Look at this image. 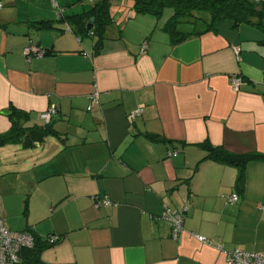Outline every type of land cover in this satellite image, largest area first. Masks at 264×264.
<instances>
[{
	"label": "crops",
	"instance_id": "crops-1",
	"mask_svg": "<svg viewBox=\"0 0 264 264\" xmlns=\"http://www.w3.org/2000/svg\"><path fill=\"white\" fill-rule=\"evenodd\" d=\"M99 1L0 0V135L45 126L41 112L57 108L55 135L0 145L5 225L60 237L38 264H228L219 245L264 252V161L247 164L240 187L238 167L202 160L209 147L264 153V18L181 23L199 33L173 45L162 28L173 10L135 14L134 0H108L102 36L82 31ZM29 45L49 53L29 58ZM186 204L174 237L161 216Z\"/></svg>",
	"mask_w": 264,
	"mask_h": 264
},
{
	"label": "trees",
	"instance_id": "trees-1",
	"mask_svg": "<svg viewBox=\"0 0 264 264\" xmlns=\"http://www.w3.org/2000/svg\"><path fill=\"white\" fill-rule=\"evenodd\" d=\"M109 7L108 0L99 1L94 8L84 14L81 30L88 34L93 33L102 36L104 27L111 22ZM133 8L135 14H151L158 19L162 17L167 8L172 9V15L162 28L170 35L173 45L179 44L199 33L198 31H180L179 25L181 23L202 20L206 24V30H209L215 29L217 22L221 20H231L235 26H238L243 23L261 24L264 18V3L257 0H134ZM90 17H94V27L88 30L85 22ZM45 52V55L49 53L46 49ZM14 113L22 116L21 111L16 109H14ZM50 124L33 127L15 124L8 132L0 135V145L17 140H21L25 145H30L35 141L43 140L48 134L55 135L57 132ZM146 136L155 141L162 140V137L158 134H147ZM196 145L206 146L207 143L201 142L196 143ZM204 159H211L238 167L239 173L236 183L243 187L246 180L247 164L250 161H264V153H234L224 147H214L202 158V160ZM47 245L51 244L47 243V241L46 243H41L35 237L34 247L23 249L17 264H38L39 252Z\"/></svg>",
	"mask_w": 264,
	"mask_h": 264
},
{
	"label": "built area",
	"instance_id": "built-area-1",
	"mask_svg": "<svg viewBox=\"0 0 264 264\" xmlns=\"http://www.w3.org/2000/svg\"><path fill=\"white\" fill-rule=\"evenodd\" d=\"M264 3V0H257ZM1 6V3H0ZM61 12V11H60ZM147 48L145 42L142 46V51ZM45 49L36 46H27L24 49V54L29 58L35 55H45ZM232 83L235 89H238L242 84L241 78H233ZM99 102V90L95 84L93 91L89 94V105L88 109H94ZM143 110L140 106L131 113V118L139 115ZM57 113L55 105H51L45 111H42L40 116L45 123H51L53 117ZM171 153V152H170ZM169 153V154H170ZM98 198V197H97ZM238 195L233 193L230 197L231 201H236ZM103 202L109 203L110 199L105 196L102 199ZM189 205L186 204L181 208H166L162 214V218L166 219L172 226L173 236L177 237L184 229V221L186 212L188 211ZM264 207V205H262ZM197 238L203 242L212 243V240L206 238L204 235L196 234ZM60 240L59 236H50L47 239V243L55 244ZM35 245V237L28 231L25 230H13L8 228L2 217L0 216V264H17L19 262V256L23 249L32 248ZM219 247L225 251L226 261L228 264H264V252L242 249L240 247H234L231 249H223L222 245Z\"/></svg>",
	"mask_w": 264,
	"mask_h": 264
},
{
	"label": "rangeland",
	"instance_id": "rangeland-1",
	"mask_svg": "<svg viewBox=\"0 0 264 264\" xmlns=\"http://www.w3.org/2000/svg\"><path fill=\"white\" fill-rule=\"evenodd\" d=\"M128 0H124L123 2L126 3ZM117 6V5H115ZM121 7V6H120ZM170 10V8H167L165 11H164V15H162L163 17H166L165 15H167V12ZM170 13H172L170 11ZM169 13V14H170ZM184 25H191L192 27H195V28H202V27H205L206 24L202 21V20H197V22H186V23H183Z\"/></svg>",
	"mask_w": 264,
	"mask_h": 264
},
{
	"label": "water",
	"instance_id": "water-1",
	"mask_svg": "<svg viewBox=\"0 0 264 264\" xmlns=\"http://www.w3.org/2000/svg\"><path fill=\"white\" fill-rule=\"evenodd\" d=\"M93 21H94V17H91L90 19V23L87 25V29L90 30L92 27H93ZM12 111L11 110H4L3 113L4 114H10ZM47 124V123H46ZM50 124V123H49ZM53 128V127H52ZM213 148L212 147H209V150H212Z\"/></svg>",
	"mask_w": 264,
	"mask_h": 264
}]
</instances>
